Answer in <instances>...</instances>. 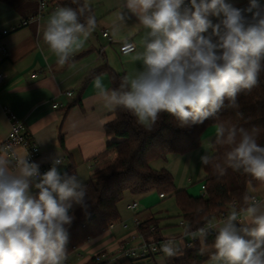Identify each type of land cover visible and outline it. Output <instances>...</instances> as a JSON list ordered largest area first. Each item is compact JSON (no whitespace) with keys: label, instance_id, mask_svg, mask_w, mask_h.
Instances as JSON below:
<instances>
[{"label":"clouds","instance_id":"9594fccd","mask_svg":"<svg viewBox=\"0 0 264 264\" xmlns=\"http://www.w3.org/2000/svg\"><path fill=\"white\" fill-rule=\"evenodd\" d=\"M56 8L47 18L42 39L59 66L69 64L95 31L97 21L87 4ZM83 18V19H82ZM215 18V22L213 20ZM128 21L141 32L139 42L125 38L130 61L139 63L118 87L97 76L93 86L108 112L124 111L146 132L162 113L181 128L203 124L225 107L238 108V97L250 93L264 72V4L249 0L238 8L229 0H122L113 34ZM216 142L228 145L223 165L264 183V146L255 130L220 125ZM27 155L15 165L0 157V264H65L73 205L87 213L86 188L78 174L61 173L60 156L41 173ZM209 165L212 157H200ZM38 190L33 194L32 189ZM241 212L233 208L223 219L211 220L185 234L206 240L215 231L211 264H264V203L245 196ZM167 257L181 249L173 239L161 244Z\"/></svg>","mask_w":264,"mask_h":264},{"label":"crops","instance_id":"0c3cea01","mask_svg":"<svg viewBox=\"0 0 264 264\" xmlns=\"http://www.w3.org/2000/svg\"><path fill=\"white\" fill-rule=\"evenodd\" d=\"M10 2H0V34L4 30L11 31L38 15L39 0ZM83 2L92 8L97 26L85 46L74 55L69 64L57 65L56 58L47 50L42 39L44 25L48 16L56 9L57 0H52L40 20L11 31L0 41V46L7 48L6 55L0 53V75L5 77L0 82V142L7 138L13 119L23 121L27 135L40 147L39 165L48 171L52 167L53 159L60 156L63 164L58 166V170L62 174L65 172L70 174V167L74 165L75 174L81 176L84 184L107 165V162L114 159V154H106L110 139L106 135L105 126L113 120L115 112H108L103 108L93 86L94 79L99 76L110 88L109 74L101 72L87 83L86 81L92 72L104 65L124 75L137 70L140 67L139 63L131 62L129 55L123 56L120 48L126 37L129 38V42L138 43L141 32L135 21H128L121 26L119 32L113 34V25L117 22V12L122 0ZM229 2L238 8H245L249 0ZM260 2L264 4V0ZM213 20L215 22V18ZM106 32L110 38L103 36ZM34 73H37L36 77ZM68 93H72V96L68 97ZM80 93L82 106L78 104ZM54 105H58V108H54ZM217 129V126H213L206 130L201 147L196 151L183 156L171 155L167 160L155 161L152 164L153 168L166 169L173 176L177 189L185 190L192 197L197 196L198 184L205 180L200 157L204 154L212 155L211 143L216 138ZM61 138H64L65 149L61 146ZM19 153L23 157L21 150ZM37 191L32 189L33 194ZM252 196L264 203V186L253 190ZM127 198L133 200L142 198L139 207L144 209L139 211L135 218L143 222L146 220L144 217L149 215L159 220L162 236L159 239H173L181 245L179 237L183 234L180 227V222L184 221L182 216L176 226L170 216L152 212L150 209L158 200H165L167 197L159 198L157 193L153 192L145 196L127 193L124 200ZM134 202L136 201L128 205L131 212L137 211L130 208ZM78 208L79 205L74 204L69 214L74 215ZM128 221L129 219L121 216L120 221L116 223L120 228L117 230L119 232L114 235L108 230L100 237L89 241L78 252L69 255L68 264H88L96 254L116 251L122 242H126L129 236L137 233L135 226L131 230L129 227L123 228V224L128 226ZM178 227L181 230L176 233ZM150 240H154V237ZM212 251V247L202 249L204 264L210 260ZM174 259L176 258L168 257L167 264H173ZM152 261L155 262V258L145 262L150 264Z\"/></svg>","mask_w":264,"mask_h":264},{"label":"trees","instance_id":"16d2710c","mask_svg":"<svg viewBox=\"0 0 264 264\" xmlns=\"http://www.w3.org/2000/svg\"><path fill=\"white\" fill-rule=\"evenodd\" d=\"M11 0H0L11 3ZM60 7L76 8L71 0H57ZM80 5H85L79 0ZM94 15L92 8L86 11ZM95 16V15H94ZM83 19V18H82ZM101 72L110 76V88L118 87L124 74L117 73L108 65L95 70L88 81ZM83 92V90H82ZM80 100L78 104L82 106ZM238 108L225 107L215 118L205 120L203 124L181 128L167 113H162L156 127L151 132L144 131L135 123L134 117L124 111H115L114 118L106 124L105 132L110 139L106 154H114L113 162L97 171L84 183L87 213L79 208L75 211V219L69 228L68 255L78 252L86 243L100 237L109 227L120 221L119 205L127 193L134 196H145L158 193L165 197H174L181 216L187 222L189 231L196 232L209 220L223 217L233 208L241 212L247 206L244 197L252 196V191L264 186L251 176L233 172L230 168L224 176H219L214 165H223L224 153L228 145L212 141V161L203 165L207 186L205 197L195 198L185 190H179L174 184L173 176L166 170H155L152 164L158 160H167L171 155L183 156L201 147L202 137L207 129L213 126H236L247 130H255L257 142L264 146V72L260 83L250 93L238 97ZM65 149L64 138L60 140ZM75 174V167H70V175ZM156 220L152 217L143 221L140 231L147 239L153 238L157 229ZM215 234L209 233L204 244H198L194 250L186 251L184 256L174 259L173 264H204L202 246L212 247ZM88 264H98L92 259ZM106 264V263H101ZM117 264H143L124 259Z\"/></svg>","mask_w":264,"mask_h":264},{"label":"built area","instance_id":"2783aa9c","mask_svg":"<svg viewBox=\"0 0 264 264\" xmlns=\"http://www.w3.org/2000/svg\"><path fill=\"white\" fill-rule=\"evenodd\" d=\"M52 0H39V11L38 15L24 21L19 27L14 28L11 31H16L19 28L26 27L30 23L40 20L43 13L48 9L50 6ZM60 7L59 5H56V8ZM11 31L4 30L0 34V41L3 39L4 36L9 35ZM105 38H110L109 34L106 32L103 34ZM121 54L123 56H127L128 54L124 50V47L122 46L120 48ZM0 53L3 55L7 54V48L3 45L0 46ZM37 73H34V77H36ZM5 77L3 75H0V82L3 81ZM68 97L72 96V93L67 94ZM54 108H58V105H54ZM5 112H8L7 109H4ZM19 150L23 152V156L27 155V159L29 162L38 163L40 156H41V150L38 144L27 135L26 133V125L23 121L13 119L10 132L7 136V138L0 142V157H4L10 161L11 165H15L16 159L21 157ZM39 170L41 173L46 172L44 168H42L39 165ZM201 190L204 194L203 197L207 195V186L206 183H204L201 186ZM161 198H165L164 195H160ZM257 199V198H256ZM133 211L138 210L139 203L134 202L131 207ZM238 212V211H237ZM230 213V212H229ZM229 213L224 215L223 217H220L218 219L213 220L212 222L215 223L223 218H225ZM239 213V212H238ZM142 221L139 218H135L134 224L135 228L137 230V233L129 236L128 240L126 242H122L116 251L110 253V252H101L99 254H96L94 256V260L96 263H106V264H117L120 260L124 259H130L137 262H141L144 264L145 261L151 260L156 258L157 256H164L165 254L161 251V244L167 240V239H154L149 240L145 238V236L141 233L140 227L142 225ZM124 229H128V226L123 224L122 225ZM185 226H188L187 222L182 221L180 222V227L183 229V234L179 237V241L181 242V245H179L181 251L180 253L175 257L176 259L181 258L184 256L186 251L194 250L198 244H204V240H201L198 236L193 237L190 234H185ZM116 227V224H113L109 227V230H113ZM191 232V231H189ZM210 233L215 234V231H211ZM129 242L135 243L133 246H129ZM69 263V255L68 259L66 260L65 264Z\"/></svg>","mask_w":264,"mask_h":264},{"label":"rangeland","instance_id":"374dc122","mask_svg":"<svg viewBox=\"0 0 264 264\" xmlns=\"http://www.w3.org/2000/svg\"><path fill=\"white\" fill-rule=\"evenodd\" d=\"M113 160L107 162V164H110L112 163ZM205 182H201L198 184V194L197 196H195V198H199V197H202L204 196L202 190H201V186L204 184ZM157 196L160 198L159 194L157 193ZM142 200L141 199H131V198H127L126 200H124L122 202V204L120 205V214L123 218H126V219H129L128 221V227L129 229H133L135 224H134V221L133 219L136 217V214L139 213V211L143 210L144 208H141L139 207V209L136 211V212H131L128 210V205L133 202V201H136L139 203L140 205V201ZM146 209V208H145ZM152 212H155V213H162L163 215H166V216H170L172 218V220L174 221V223H176V226L179 224L180 222V216H181V212L177 206V203H176V200L174 197H167L165 200H158L156 203H155V206L151 207L150 208ZM150 216L148 215L147 217H144V219H147L149 218ZM153 218V217H152ZM155 219V218H154ZM156 220V225L158 226L157 229H155L154 231V239H159L161 238L162 236L160 235L161 233V229H160V222L159 220L155 219ZM133 221V223H132ZM119 226V225H118ZM120 228L117 227L116 225V228L113 229V230H110V234H114L119 232L117 230H119ZM180 228L178 227V229H176V233H179L180 232ZM214 231V230H213ZM129 241V240H128ZM135 243H131L129 242V246H133ZM202 248H204V246H202ZM205 251H209L207 249H205ZM209 253V252H208ZM167 258L166 256H157L155 258V262L152 261L150 262V264H167ZM149 261V260H148ZM147 262V261H146ZM145 262V264H146ZM206 264H211V261H207Z\"/></svg>","mask_w":264,"mask_h":264}]
</instances>
